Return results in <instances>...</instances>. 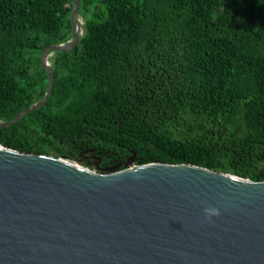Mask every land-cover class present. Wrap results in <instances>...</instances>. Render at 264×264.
<instances>
[{
    "label": "trees",
    "instance_id": "1",
    "mask_svg": "<svg viewBox=\"0 0 264 264\" xmlns=\"http://www.w3.org/2000/svg\"><path fill=\"white\" fill-rule=\"evenodd\" d=\"M71 11L0 0V121L44 97L40 54L72 37ZM78 15L81 42L49 58L50 99L1 145L101 172L135 152L264 180V0H80Z\"/></svg>",
    "mask_w": 264,
    "mask_h": 264
},
{
    "label": "water",
    "instance_id": "2",
    "mask_svg": "<svg viewBox=\"0 0 264 264\" xmlns=\"http://www.w3.org/2000/svg\"><path fill=\"white\" fill-rule=\"evenodd\" d=\"M79 3L72 0V37L41 51L44 97L0 128L50 99V56L81 42ZM134 155L101 172L0 144V264H264V180L136 165ZM208 207L220 215L206 218Z\"/></svg>",
    "mask_w": 264,
    "mask_h": 264
},
{
    "label": "clouds",
    "instance_id": "3",
    "mask_svg": "<svg viewBox=\"0 0 264 264\" xmlns=\"http://www.w3.org/2000/svg\"><path fill=\"white\" fill-rule=\"evenodd\" d=\"M206 218L211 219L213 216H219L220 210L215 207H208L205 209Z\"/></svg>",
    "mask_w": 264,
    "mask_h": 264
},
{
    "label": "flooded vegetation",
    "instance_id": "4",
    "mask_svg": "<svg viewBox=\"0 0 264 264\" xmlns=\"http://www.w3.org/2000/svg\"><path fill=\"white\" fill-rule=\"evenodd\" d=\"M93 158H98L97 156L92 155ZM100 159L98 158L97 163H99Z\"/></svg>",
    "mask_w": 264,
    "mask_h": 264
},
{
    "label": "rangeland",
    "instance_id": "5",
    "mask_svg": "<svg viewBox=\"0 0 264 264\" xmlns=\"http://www.w3.org/2000/svg\"><path fill=\"white\" fill-rule=\"evenodd\" d=\"M74 163H76V164H78V165H81V164H79V163H78V162H76V161H75ZM81 166H82V165H81Z\"/></svg>",
    "mask_w": 264,
    "mask_h": 264
}]
</instances>
